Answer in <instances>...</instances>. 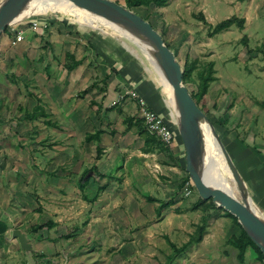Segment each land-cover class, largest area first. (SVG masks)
<instances>
[{"label": "rangeland", "instance_id": "obj_1", "mask_svg": "<svg viewBox=\"0 0 264 264\" xmlns=\"http://www.w3.org/2000/svg\"><path fill=\"white\" fill-rule=\"evenodd\" d=\"M112 1L128 6L127 0ZM150 1L153 0H145V3ZM137 13L144 18L149 17V22L164 35V40L171 46L182 66L187 61L192 62L196 59L200 62V68L203 64L215 63L218 81L211 85L209 93L201 102V107L213 122L216 120L224 122L223 126H216L222 139L226 131L232 133L238 131L239 124L244 127L249 125L248 128L251 129L254 127L252 130L256 129V123L260 119L256 111H261L264 105V81L260 82L261 79L264 80V0H168L164 7L152 3L146 4L137 9ZM36 16L56 20L60 23L61 32L54 31V37L44 36L40 39L31 31L26 34V39L22 42V44L26 43V51L21 52L22 44L21 46L12 44L17 30L20 31L17 27L19 24H15L4 33L10 36L11 43L3 44L0 51L4 61L3 69L6 70L5 75L16 87L17 100L21 101L22 105L19 106L32 107L39 98L43 105H51L53 108L57 127L50 128L47 132L43 120L39 121L37 132L33 131L34 133L31 134L28 129L33 141L72 142V144L75 142L76 148L82 144L84 149L85 135L92 129L94 132V126L108 129L111 125H115V128L122 130L121 120L125 115L130 112L133 116L139 115L136 104L138 97L132 95L139 93L138 87L146 92L151 89L154 91L156 89L154 87H157V91L159 89L163 92L167 108L173 115L170 98L160 76L145 53L133 44L132 40V42L127 41L110 30V27L93 18L85 17L74 8L60 10L52 7L39 10L32 18L35 19ZM232 17L245 19L244 28L233 26L213 38L210 37L209 33L217 24ZM110 39L121 49L122 56L127 53L131 56L130 69L134 71L135 82L130 86L124 83L125 87H122L121 76H114L110 79L107 95H104L105 92L101 90L103 84L100 81L108 74V65L106 66L103 59L98 63V58L100 59V42L109 45ZM47 42H51L53 47H46V50H43ZM24 53L25 60L22 64L10 61L13 55L22 57ZM69 53L82 59L85 64L73 72H68L65 65L69 61L66 55ZM194 78L197 79L196 73ZM47 82L53 84L55 88L53 93ZM96 83L99 87L94 86ZM188 87L190 90H195L196 84L190 83ZM85 90H89V93L83 96ZM126 92L131 95H126ZM31 93L37 95L35 100L30 97ZM52 95H55L53 100L47 102ZM142 95L145 96L143 93ZM62 97L67 98L70 103L67 115L61 111ZM92 101L103 104L101 117L96 114L97 107L92 106ZM133 101L134 104L130 103ZM116 103L123 107L120 113L117 110H108ZM8 106H12L10 102ZM166 124L175 137L171 148L174 149L173 153L176 152L174 153L176 157L171 159L167 154L158 152L156 161L163 159L168 164L166 168L163 167L164 173L155 166L151 170L144 171L152 176L148 181L152 184L144 188L142 186L145 179L135 178L140 188L130 189L125 188L124 180L120 184L115 180L111 182L113 179H102L101 184H111V186L101 194L96 203H86L81 191L76 187L74 190L63 191L64 194L58 192L64 185L67 187V181H59L56 178L58 173L53 175L45 170L57 168V165L62 166L63 157L60 153L55 154L58 157L53 164L47 165L40 159L38 166L44 172H38L37 178L23 177L20 181L23 182L24 189L29 187L27 188L28 203L30 199L36 197L32 191L36 188L43 211L38 213L28 209L27 211L34 214L32 216L30 213L27 215L26 210L23 211V225L17 227L29 235L31 226L37 223L53 220L57 223V227L42 230L34 234V237H30L34 248L41 250L34 254L33 261L23 250H19L18 258L16 257L12 262L16 264H240L237 250L228 243L233 235L239 234V229L229 218L224 217L225 213L220 209L213 212V218L208 224L203 241L192 245L186 252L171 260L173 249L170 241L178 247L186 244L200 222L201 213L187 212L190 206L199 200V195L196 189L192 188V194L187 196L186 185L180 189L188 174L185 148L174 117L171 121L167 120ZM22 133L27 137L25 129ZM120 133L121 131L117 136H107L108 142L109 140L127 142L124 138L125 134ZM258 134L260 135L259 132ZM31 139L28 138L30 141L24 142H31ZM239 141H243L242 138ZM71 150L73 151L74 148L71 147ZM84 150L88 156L87 166L93 165L97 154L95 144L87 143ZM217 163L220 166L219 174L224 186L231 194L241 199L227 166L219 160ZM64 166L76 176L80 175L82 170L76 161L74 164L66 163ZM161 176L167 179H161ZM57 180L59 182H56ZM128 182L132 183L131 180ZM99 184L92 182L89 189H97ZM131 191L134 194H131ZM175 197L178 203L165 209L161 216H158L156 211L159 203L148 201L149 198H156L160 202H169ZM15 242L18 249L19 243L16 239ZM14 257L12 255V258ZM244 264L262 263L257 261V254L250 251Z\"/></svg>", "mask_w": 264, "mask_h": 264}, {"label": "crops", "instance_id": "obj_2", "mask_svg": "<svg viewBox=\"0 0 264 264\" xmlns=\"http://www.w3.org/2000/svg\"><path fill=\"white\" fill-rule=\"evenodd\" d=\"M1 1L2 0H0V2ZM34 18L35 19L32 18V22H30L31 20L29 19L28 22L18 23L19 26L17 27L20 28V31H17L24 34L23 41L26 39V34L28 35V33L31 31L35 32L36 35L40 37V39H42L44 36L54 37V31H57V33L61 32L60 23L56 22V20H47L46 18L44 19L38 16ZM35 23H38V28L36 29L34 28ZM13 41L14 40H12V42ZM23 41L15 44V46H21ZM108 42L109 45H105L102 44L103 42H100L101 46L99 55L101 60L98 58V63L103 59L106 66L108 65V74H111L112 70L115 69L118 74H113V77L121 76L122 81L120 82L122 83V87H125L124 83L128 84L129 86L132 85L135 80L133 78L134 71L130 69L132 67L131 56L128 53L122 56V52L120 53L121 49H119L115 41L110 39V41ZM6 43H11L10 36L7 34H3V36L0 38V51L3 44L6 45ZM24 44H22L20 48L21 52L26 51V43ZM44 45L45 46L43 47V50H46V47H53L51 42H47V44ZM122 51L124 52L125 50ZM118 54L120 56H118ZM1 55L2 54L0 53V264H16L15 262H12V260H14L18 256L19 250L22 251V249L20 247V244L18 246L19 248L17 249L15 239L12 237V232L16 229L22 230L17 226L23 225V211L31 209V211L40 213L39 209H43V207L39 204V197L37 196L36 188L32 191H34V196L38 198L33 196L34 199H30V202L28 203L27 188L29 187H26V189H24V184L20 180H23V177L37 178L39 176L38 172H44V170H41L38 166V161L40 159V161H43L48 165L49 163L53 164L57 160L58 156H56L55 154L60 153L61 157H63L62 166L64 168H62L59 172L60 176L56 177L59 181L65 180L67 181L66 183H68L67 187L66 185H64L61 190H58V192L62 194H64L63 191H69L70 189L74 190L76 187V177H81L85 168H92L94 164L97 165L99 173L107 177L112 176L111 179L113 180L111 182L115 180L118 181V183L122 184L124 180V186L126 189H130L131 187H139L140 184L135 181V178L145 179V183H143L144 185L141 186L143 188L145 186L149 187L152 183H148V181H150V178H152V176L144 173V171H147L148 169L151 170L153 166H155L159 167L161 172L164 173L163 167L166 168L168 164H166V161L163 159L159 160L158 162L156 161V155L158 154V152L148 154L144 153V142L138 137L135 130L126 133L125 119L129 116H133L131 112L125 115V118L121 120L123 127L122 130H120L119 128H115V125H111L108 129H103L106 131V133L103 135V142L101 143L102 148L104 149L102 158L97 161L95 160V163L93 165L91 164L90 166H87L86 164V162H88V156L86 154V151L84 150L87 143H85L84 149H82V144H80L79 148H76L75 142L72 144V142H39V140L33 141L31 139L33 136L29 135L28 129L30 130L31 134L37 132L39 130V120L27 121L25 119V116L27 114V110L31 113L35 110L37 102L35 101L36 103L32 107H24L25 109L22 106H19L22 105L21 101L17 100V92L15 90L16 87L9 82L8 77L5 75L6 70L3 69L4 61L2 60ZM24 56L25 53L22 54V57H16L15 55H13L10 61L22 64V62H24L25 60ZM77 60L82 59L77 58ZM84 64L85 63L83 62V65ZM261 80L260 82L264 81ZM47 85L50 84L47 82ZM154 88H156L154 91L153 89H151L150 91L146 92V90L144 91V89L142 88L141 91L138 87V89L136 88L139 92L137 95L144 98L147 101L149 107L155 110L164 119L165 122H167V120H173V115L167 108L166 99L163 96V92H161L159 89L157 91V87ZM50 89L53 93L55 90L53 84L50 85ZM142 93L145 96H143ZM35 96L37 97L36 94ZM53 96L55 95H52L51 99L47 102L52 101L54 98ZM8 102H10L12 106H8ZM130 103L134 104V101ZM68 105H70V103L68 102L67 98H63L61 111L64 115L69 114L67 110ZM45 106L46 112L49 115V118L47 120L54 123V111L52 106ZM9 107L11 108L8 109ZM23 109L25 111L24 115L22 114ZM256 112L259 114L260 119L258 123H256L255 130H252L254 127L252 129L248 128L250 127L249 125H246L247 127H244L242 124H239L237 125V129L239 132L234 131L232 133L229 132V130L228 132L226 131L223 136V142L230 155L232 156L240 174L246 182L254 205L264 217V105H262L261 111L258 110ZM231 120L232 119H230V121ZM99 124H101V121L99 122ZM108 125H110V123ZM24 126L26 128H24ZM44 127L47 129V132L50 128L54 129V127L50 126L48 123L45 124ZM259 127L261 128L259 129ZM101 128V126H94V130ZM23 129L27 131V134L25 133L27 137L23 136ZM111 131H115V135H112ZM119 131H121V135L125 134L124 138L127 139V142H110V140L108 142L106 137L117 136V133ZM90 132H93V129ZM258 132L260 133V135L258 134ZM28 138L31 139V142H24L30 141L28 140ZM240 138H242L243 141L240 142ZM71 147L74 148L73 151L71 150ZM179 147L180 144L178 145V149ZM80 149H82L81 154ZM172 150L174 151V149ZM174 153L176 154V152ZM174 153L173 155L174 157H176ZM179 154H181V151H179ZM75 161L80 164L79 167L82 168V170L80 171V175L72 178L69 172L70 170H67L64 164H74ZM59 166L60 165H57V168L52 167L53 169L45 171L54 173L56 171L55 169H59ZM69 168H71V166ZM92 176L95 178V182L99 181L100 185H103L101 184L102 180L99 179L96 172H92ZM161 179L167 178L161 176ZM58 180L56 182H59ZM129 180H131V184L128 182ZM108 185L109 187L107 190H109L111 184ZM32 191H30V193H32ZM132 193L134 194L133 191H131V194ZM175 201L177 204L178 202L176 197ZM29 213L30 211H27V215ZM32 215L34 214L31 212L30 216ZM31 236L34 237L35 235L30 234V237ZM39 251L41 250L36 249V252ZM11 252H14V254L10 255ZM12 255H14L15 257L12 258Z\"/></svg>", "mask_w": 264, "mask_h": 264}, {"label": "water", "instance_id": "obj_3", "mask_svg": "<svg viewBox=\"0 0 264 264\" xmlns=\"http://www.w3.org/2000/svg\"><path fill=\"white\" fill-rule=\"evenodd\" d=\"M36 1L38 2V0H2L0 2V38L9 27L36 15L34 13L25 14L37 3ZM65 1L95 18L116 26L119 30L131 35L151 49L153 58L171 89L174 102L173 117L186 153V171L198 195L203 200H212L217 207L234 215L247 235L264 254V217L254 205L246 182L215 125L198 106L189 88L184 84L183 67L172 49L167 46L162 34L142 16L112 0ZM109 29L132 42L117 31ZM136 46L140 48L138 45ZM141 51L143 52L142 49ZM204 125L210 127L241 199L212 185L207 179ZM12 237L18 241L21 249L33 261L36 249L30 241V235L16 229L13 230Z\"/></svg>", "mask_w": 264, "mask_h": 264}, {"label": "trees", "instance_id": "obj_4", "mask_svg": "<svg viewBox=\"0 0 264 264\" xmlns=\"http://www.w3.org/2000/svg\"><path fill=\"white\" fill-rule=\"evenodd\" d=\"M128 6L126 8L133 10L137 13V9L145 6L146 4H154L155 6L164 7L167 4L168 0H153L150 2L145 3V0H127ZM138 14V13H137ZM144 18V17H143ZM145 20L149 21V17L144 18ZM202 20L205 21V18L202 17ZM151 23V22H150ZM153 24V23H151ZM245 25V19H238L237 17H232L227 20H224L217 24L209 33L210 37L213 38L216 35L222 33L223 31L233 27L238 26L240 29H243ZM154 26V25H153ZM155 28V27H154ZM7 31V30H6ZM164 37V35L162 34ZM166 42V41H165ZM167 44V43H166ZM167 46L171 49V46L167 44ZM68 58V62L65 65V68L68 72H73L77 68H79L82 64V60H77V58L73 54H66ZM177 57V56H176ZM183 67L184 70V84L188 87V84L193 83L196 84L195 90H190L195 102L200 106V108L204 111L203 107H201V102L203 99L207 96L209 93V89L211 85L218 81V78L216 77V70H215V63L210 62L203 64L200 68V62L195 61L192 62H186V64ZM196 73L197 79L194 78V74ZM114 75H117L118 72L114 69L112 70L111 74H107L103 79H101L100 82L103 84L102 92H105L104 95H107V88L109 87L110 79H112ZM95 87H99V84L96 83L94 85ZM89 90H85L83 93V96L88 95ZM35 95L33 93L30 94V97L35 98ZM37 98V97H36ZM136 101H138L136 99ZM92 106H96V114L101 117L102 109L104 108L103 104H98L96 101L91 102ZM45 105V104H44ZM43 105L41 99L37 98V105L35 106V110L30 113L27 111V114L25 116V119L27 121H35V120H43L45 124H49L52 127H57L58 124L54 121L52 123L51 121L47 120L49 118V115L46 112V108ZM148 109L153 110L152 108L147 107ZM123 107L119 104H115L111 106L109 111L117 110L119 113L122 111ZM155 111V110H153ZM206 115L209 117V115L206 113ZM221 114H219L220 116ZM210 118V117H209ZM211 120V119H210ZM212 121V120H211ZM220 120H216V122H213L215 127L217 125L223 126L224 122H218ZM227 121V120H225ZM126 124V133L135 130L138 137L143 140L144 142V153H154V152H163V154H167V156L171 159H175L173 155V150L170 146L166 145L157 135L152 134L145 121L143 119H140L138 116H129L125 119ZM106 133L105 130L101 129H95L94 132L87 133L85 135V142L86 143H94L96 145V161L102 158L104 149L102 148L101 143L103 142V135ZM115 131H111L112 135H115ZM220 135V134H219ZM221 139L222 136L220 135ZM223 140V139H222ZM40 142V141H39ZM43 142V141H42ZM59 169L55 171L54 173H50L55 175V173H58L57 177L60 176L59 172L61 171L63 166H59ZM92 172H96L97 176L100 180L108 178L111 179L112 176H104L103 174L99 173L98 167L96 164L93 165L92 168H85L84 172L82 173L81 177H76V175H73L71 172V176L76 177V187L81 191L83 200L89 202V203H95L101 194H103L109 187L108 184L100 185L99 181L96 182V184H99L97 189H89V186L92 184V182H95V178L92 176ZM190 177L187 174L186 179H184V182L180 185V189H182L185 184L190 181ZM195 190V187L193 185L192 187ZM148 201L150 203H159V206L157 207V213L158 216H161L163 211L165 209L170 208L171 206L175 205V199L170 200L169 202H160L156 198H149ZM191 208L187 210V212H200L201 213V219L200 222L196 225L195 232L190 236L189 241L184 244L181 247H178L175 243H172L170 241V245L173 249V254L170 256L171 260H173L174 257L177 255H180L181 253L186 252L192 245L199 244L203 241L205 233L208 229V224L213 218V212L215 210H223L225 214L224 217L229 218L234 226L239 229L238 235H233L228 243L232 245L237 250V259L240 264H244L246 261L247 254L250 251H253L257 254V261H260L262 264H264V254L262 251L258 248V246L251 240V238L247 235V233L242 228L241 224L239 223L238 219L232 215L231 213L225 211L223 208L217 207L212 200H203L199 196V200L195 203H193ZM39 211H43L42 208L39 209ZM181 211V210H180ZM182 212V211H181ZM57 227V223H55L53 220H49L45 223H37L36 225L32 226L30 228V234H37L42 230L48 229L51 230L53 228ZM68 237V236H67ZM172 262V261H171Z\"/></svg>", "mask_w": 264, "mask_h": 264}, {"label": "bare ground", "instance_id": "obj_5", "mask_svg": "<svg viewBox=\"0 0 264 264\" xmlns=\"http://www.w3.org/2000/svg\"><path fill=\"white\" fill-rule=\"evenodd\" d=\"M52 7L58 8L60 10L67 9V8H74L77 11L81 12L85 17L93 18L94 20H97V21L105 24L106 26L117 31L121 35L129 38L136 45H138L143 50V52L145 53L148 60L155 67L158 75L161 78V82L164 85V87L167 91V94L169 95L171 106L173 108L174 102H173V99L171 96V89H170L169 85L167 84L162 72L158 68V65L156 64L155 59L153 58L151 49L148 46H146L145 44H143L139 40L135 39L131 35H128L127 33L119 30L116 26L110 25L109 23L103 21L102 19L95 18V17L81 11L80 9L76 8L74 5H72L71 3H69L65 0H38V2L35 3L34 6L31 7L25 14H27V15H30L33 13L36 14L39 10L42 11V10H46V9H49ZM204 136H205V142H206V177L212 185L217 186L219 188H222L225 191H227L228 193H230L226 189V187L224 186L223 179L220 177V174H219L220 173V170H219L220 166L217 163L218 160L220 162H224V163H225V161H224V158L221 154L220 148H219L218 144L216 143V140L214 139L212 132H211V129L208 125H204ZM225 165H226V163H225Z\"/></svg>", "mask_w": 264, "mask_h": 264}, {"label": "built area", "instance_id": "obj_6", "mask_svg": "<svg viewBox=\"0 0 264 264\" xmlns=\"http://www.w3.org/2000/svg\"><path fill=\"white\" fill-rule=\"evenodd\" d=\"M34 28H38V23L34 24ZM16 34V33H14ZM24 39V34L21 32H17L16 34V38L14 39V41L12 42V44H17L21 41H23ZM126 95H131L129 94V92ZM134 97H138L136 98L138 101H136V104L139 108V115L138 117L140 119H143L149 129V131L152 134L157 135L166 145L172 147L174 141H175V137L173 132L170 130L169 126L166 124V122L164 121V119L156 112L153 111L151 109H148V103L145 101L144 98L138 96L137 94L133 93L132 94ZM186 188V195L190 196L192 194V187H193V183L192 181H188L185 184Z\"/></svg>", "mask_w": 264, "mask_h": 264}]
</instances>
